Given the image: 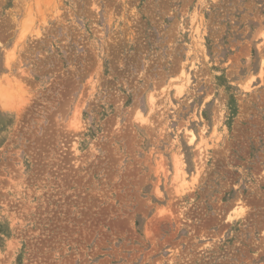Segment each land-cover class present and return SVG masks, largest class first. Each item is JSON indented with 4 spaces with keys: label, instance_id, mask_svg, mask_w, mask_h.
<instances>
[{
    "label": "rangeland",
    "instance_id": "obj_1",
    "mask_svg": "<svg viewBox=\"0 0 264 264\" xmlns=\"http://www.w3.org/2000/svg\"><path fill=\"white\" fill-rule=\"evenodd\" d=\"M0 264H264V0H0Z\"/></svg>",
    "mask_w": 264,
    "mask_h": 264
},
{
    "label": "bare ground",
    "instance_id": "obj_2",
    "mask_svg": "<svg viewBox=\"0 0 264 264\" xmlns=\"http://www.w3.org/2000/svg\"><path fill=\"white\" fill-rule=\"evenodd\" d=\"M54 4V3H53ZM96 9V8H95ZM40 18V17H39ZM41 18L43 19L44 17H43V15L41 16ZM43 20H45V19H43ZM42 20V21H43ZM109 21V20H108ZM196 27V26H195ZM199 28V27H198ZM194 39V38H193ZM261 55H263V54H261ZM261 66H262V64H261ZM260 68V67H259ZM180 73H179V81H178V84H175L174 85V88H175V90H176V94L177 95H181V93H182V90H183V88H185L184 87V84L186 85V83H187V81L189 80V75H188V73L185 71V68L184 67H182L181 69H180V71H179ZM259 75H262V74H260L259 73ZM260 77V76H259ZM263 77V76H262ZM261 80V79H260ZM263 82V81H262ZM261 82V83H262ZM245 85H247V84H245ZM244 85V86H245ZM173 87V86H172ZM249 90V88L247 87L246 89H244V90ZM184 91V90H183ZM151 95H153V94H149L148 96V104L150 105V107L153 105V103H154V97L153 96H151ZM153 107V106H152ZM147 122V119L144 117H142V118H140V123H146ZM149 123V122H148ZM75 126V125H74ZM76 126H77V124H76ZM203 132V131H202ZM186 134V133H185ZM196 137L194 136V134H192L191 132H189L188 133V142H189V144H192L193 142H194V140H196L195 139ZM199 138H203V136L202 137H200L199 136ZM201 140V139H200ZM203 141H206V140H204L203 139ZM188 142H187V144H188ZM204 143V142H203ZM201 145H203L204 146V144H201ZM207 145V144H206ZM205 145V146H206ZM199 147H200V144H199ZM201 153H202V151H201ZM178 159L177 158H175V163H174V165H175V176H174V178H173V180H174V182H175V184H174V191H175V193L176 194H181L188 186V182L186 181V178H185V173L183 172V170H180L181 168L179 167V165H178ZM173 164V163H172ZM182 168H183V166H182ZM196 170V169H195ZM162 171V170H161ZM185 171V170H184ZM197 171V170H196ZM166 173V172H165ZM164 173V174H165ZM174 175V174H173ZM197 175V174H196ZM195 176V175H194ZM196 177V176H195ZM195 177L193 178V180L190 182V184L192 183H194L195 182ZM197 180V179H196ZM195 184V183H194ZM238 202V201H237ZM242 203V202H241ZM240 202L238 203V204H241ZM237 204V205H238ZM243 204V203H242ZM237 205H236V208L235 209H233L232 211L234 212V216H235V218H239L238 216L240 215H243V210H242V207H237ZM244 210H245V208H244ZM245 212V211H244ZM231 215V214H230ZM246 215V214H245ZM242 217V216H241ZM228 219H229V221H231V222H233L232 220L233 219H235V218H233V217H231V216H228L227 217Z\"/></svg>",
    "mask_w": 264,
    "mask_h": 264
}]
</instances>
